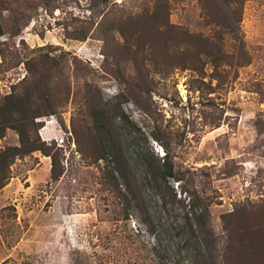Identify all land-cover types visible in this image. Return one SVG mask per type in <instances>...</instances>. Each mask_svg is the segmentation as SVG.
Returning <instances> with one entry per match:
<instances>
[{"label": "rangeland", "instance_id": "374dc122", "mask_svg": "<svg viewBox=\"0 0 264 264\" xmlns=\"http://www.w3.org/2000/svg\"><path fill=\"white\" fill-rule=\"evenodd\" d=\"M0 27V104L28 93L45 142L0 264H264V0H0Z\"/></svg>", "mask_w": 264, "mask_h": 264}, {"label": "trees", "instance_id": "16d2710c", "mask_svg": "<svg viewBox=\"0 0 264 264\" xmlns=\"http://www.w3.org/2000/svg\"><path fill=\"white\" fill-rule=\"evenodd\" d=\"M227 2H240L241 0H226ZM229 4V3H228ZM2 28L0 27V35L2 34ZM41 116L40 109L31 100L28 93L17 94L11 93L5 96L4 102L0 104V140L4 137L8 127L14 128L19 131L20 144L14 146L3 147L0 144V190L4 188L12 177L11 166L15 160L19 157L33 153L37 150H44V141L33 136V127L36 125V118ZM37 133V130H36ZM58 158L52 155V178L56 179L60 176V172H57ZM113 161H109L106 164L109 173L114 179L122 174V169L118 166L112 165ZM156 175L155 179L165 180L166 183H170L172 179L180 180L175 172L174 161L169 152L163 156L158 163H153ZM117 174V175H116ZM118 180V179H117ZM127 179L125 180V182ZM193 216H199L201 213L193 205L189 210ZM9 259L3 263H7Z\"/></svg>", "mask_w": 264, "mask_h": 264}]
</instances>
